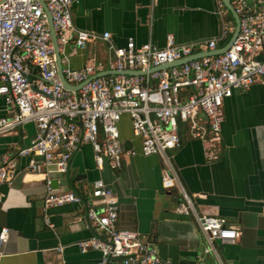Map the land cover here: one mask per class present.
Returning <instances> with one entry per match:
<instances>
[{
	"label": "built area",
	"instance_id": "built-area-1",
	"mask_svg": "<svg viewBox=\"0 0 264 264\" xmlns=\"http://www.w3.org/2000/svg\"><path fill=\"white\" fill-rule=\"evenodd\" d=\"M52 20L60 54L72 40L78 47L98 39L110 42L109 32L101 35L77 29L73 23L72 4L77 0H43ZM238 15L239 29L227 49L168 68L149 72L152 67L172 64L201 51H212L219 40L232 35L233 17L222 0H216L221 20L219 36L208 40L176 43L168 37L165 46L150 42L136 45L129 38L124 46H112L114 61L110 69L144 70L143 75L110 73L89 79L94 66L74 69L62 66V73L77 90L65 88L58 75L47 13L39 0H0V97L9 106L8 115L0 117V136L32 122L35 134L16 156L0 159V184L10 182L18 168V158L28 157L27 170L44 176V206L65 203L83 205L94 229L81 241L82 251H100L97 264H170L156 248L136 231L117 229L116 198L98 179L87 196L70 190H58L53 179L64 175L74 151L88 143L96 166L105 162L114 171L122 169L126 156L134 149H124L118 122L122 114L131 121L132 132L141 140L140 153L159 155L162 182L166 188L178 187L181 201L177 213L193 215L209 249L213 243L233 242L238 230L221 217L197 213L191 197L184 191L171 164L169 151L181 145V131L201 142L204 158L213 162L221 150L224 100L234 90L242 91L264 81V0H230ZM99 198V204L93 200ZM48 225H52L46 217ZM8 238V229H0V245ZM60 255L62 246H57ZM60 264H63L62 262Z\"/></svg>",
	"mask_w": 264,
	"mask_h": 264
},
{
	"label": "crops",
	"instance_id": "crops-1",
	"mask_svg": "<svg viewBox=\"0 0 264 264\" xmlns=\"http://www.w3.org/2000/svg\"><path fill=\"white\" fill-rule=\"evenodd\" d=\"M71 8L77 29L110 34V42L98 39L85 47L69 40L61 53L63 67L91 64L93 75L116 71L110 69L112 46H124L129 38L136 45L150 42L163 47L168 37L187 43L215 38L221 31L216 0H77ZM231 17L229 11L224 16ZM230 37L219 40L216 48ZM8 109L0 97V117L8 115ZM223 109L218 159L207 162L201 142L184 130L181 145L169 154L196 212L221 217L235 227L239 236L233 242L215 241L209 249L194 216L176 212L180 189L163 185L159 155L140 153L141 140L134 136L127 114L118 122L119 136L124 149L132 148L136 154L125 157L121 170L110 169L106 162L98 168L91 146L84 143L54 186L87 196L100 179L117 201L115 227L136 231L170 264H264V81L234 90ZM34 134V123L27 122L1 135L0 159L16 156ZM27 163L28 157H19L10 182L0 184V229H8L7 241L0 245V264H97L99 250L79 247L94 232L85 207L76 203L45 207L44 176L28 171ZM99 201L94 199V205ZM57 246H62L60 255Z\"/></svg>",
	"mask_w": 264,
	"mask_h": 264
},
{
	"label": "water",
	"instance_id": "water-1",
	"mask_svg": "<svg viewBox=\"0 0 264 264\" xmlns=\"http://www.w3.org/2000/svg\"><path fill=\"white\" fill-rule=\"evenodd\" d=\"M41 2V5L44 9V11L47 13V17H48V22H49V27H50V30H51V35H52V43H53V48H54V53H55V58H56V66H57V71H58V75L61 79V82L63 84V86L65 88H68V89H72V90H77L81 84H78V85H71L69 84L66 79L64 78L63 76V73H62V62H61V54L59 52V49H58V43H57V40H56V35H55V32L52 28V20H51V16L49 14V12L47 11L46 9V6H45V3L43 0H39ZM225 7L228 9V11L231 13L233 19H234V30H233V33L231 35V37L229 38V40L227 41V43L219 48H215L214 50L212 51H207V52H200V53H196V54H193V55H190L184 59H180L172 64H165V65H162V66H159V67H152L150 68L149 72H153V71H156V70H160L162 68H168V67H171V66H174V65H178V64H181L183 62H186V61H189V60H193V59H196V58H199L201 56H204V55H208V54H219V53H222L224 52L230 41L232 40L233 37H235V35L237 34L238 32V29H239V18H238V15L236 14V12L234 11L231 3H230V0H222ZM111 73H124V74H128V75H143L146 73V71L144 70H123L121 72L119 71H115V72H111ZM100 75H93L91 76L89 79H92L94 77H98ZM68 171V170H67ZM66 174V173H65ZM64 174V175H65ZM65 184H66V180L65 178L62 179ZM57 182L56 179H53L52 181V186H54V184ZM59 182H61V180H59ZM55 187V186H54ZM74 192V191H73ZM76 193V192H75ZM79 195V193H76ZM86 210V209H85Z\"/></svg>",
	"mask_w": 264,
	"mask_h": 264
}]
</instances>
